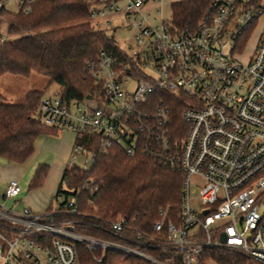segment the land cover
Listing matches in <instances>:
<instances>
[{"label": "built area", "instance_id": "built-area-1", "mask_svg": "<svg viewBox=\"0 0 264 264\" xmlns=\"http://www.w3.org/2000/svg\"><path fill=\"white\" fill-rule=\"evenodd\" d=\"M15 1L27 12L34 0ZM82 1L96 28L127 30L128 42L108 33L118 51L102 49L86 63L99 89L82 102L45 93L35 117L75 135L69 166L88 168L98 152L116 148L167 151L182 173L180 201L161 209L148 229L120 218L95 227L100 234L65 216L78 213L76 195H55V207L44 212L0 202L2 264H201L208 248L264 264V8L212 0L196 24L179 27L172 11L163 16L162 0ZM159 91L183 101L180 140L179 132L172 136L170 106L161 97L151 103ZM20 191L10 179L2 198L16 206Z\"/></svg>", "mask_w": 264, "mask_h": 264}, {"label": "trees", "instance_id": "trees-1", "mask_svg": "<svg viewBox=\"0 0 264 264\" xmlns=\"http://www.w3.org/2000/svg\"><path fill=\"white\" fill-rule=\"evenodd\" d=\"M211 2L177 1L171 6L172 20L179 27L194 25ZM250 3L260 6V0H250ZM1 24L7 25V34L12 38H2L0 33V80L5 74L29 76L36 72L45 76L49 85L55 83V92L65 101L82 102L93 95L99 88L88 76L86 63L95 59L102 49L113 53L119 49L106 31L91 23L88 7L82 0H34L27 12L22 8L11 11L3 5L0 7ZM45 93L46 89L28 90L20 103H8L0 93V158L7 163L26 162L38 136L57 133L35 117ZM158 97L172 109L170 129L174 137L179 132L180 140L185 134L180 117L182 99L159 91L151 97L153 106L160 102H156ZM165 152L150 148L128 155L116 148L98 152L88 168L65 165L53 197L76 195L78 213L64 214L79 222V229L86 233L100 234L95 227L108 226L120 218L131 226L148 229L158 219L161 209H174L180 201L182 173L171 167ZM47 171L48 167L40 164L28 188L40 187ZM200 261L201 264L208 261L259 264L229 248H208Z\"/></svg>", "mask_w": 264, "mask_h": 264}, {"label": "rangeland", "instance_id": "rangeland-1", "mask_svg": "<svg viewBox=\"0 0 264 264\" xmlns=\"http://www.w3.org/2000/svg\"><path fill=\"white\" fill-rule=\"evenodd\" d=\"M182 0H162V13L165 18H169L171 16V6L173 3ZM260 6L264 7V0H260ZM5 8L16 11L18 10V3L15 0H6ZM259 27L252 33L251 38L246 46L245 53L248 54L252 51L254 47V42L256 40V36L259 33ZM0 33L2 38H12V36H8L7 34V25L1 24ZM109 34L111 32H108ZM113 34L116 42L119 45H125L128 41V37H130V32L127 30H116ZM32 89H46V94H51L57 89V85L55 83L48 84V79L45 76H42L36 72H31L29 76H18L12 74H5L2 76L0 80V93L4 97V100L8 103H20L24 100V95L28 90ZM62 135H57L56 138H60ZM37 143V142H36ZM73 144V143H72ZM55 147L54 144L45 142L44 140L39 141L36 144V147L30 156V158L22 163V164H11L7 163L3 159L0 158V168L4 169L8 165L19 167V175L14 178L19 181L20 188L22 189V194L16 197L18 204L13 206L12 199H3L2 195L4 189L8 183L5 184V181H1L0 183V202L7 208L13 207L14 210L22 209L25 205V202L21 201L22 195H25L27 191L28 184L32 178V175L35 169L40 165L44 164L48 166V174L45 178L43 184L35 188L36 191H33L32 195H28L31 199H33L39 206L42 207L43 210L40 212H44L50 208L55 207V201L53 200V194L56 190L60 179V172L62 167L56 163L64 160V163L68 162L69 154L62 157L65 153L64 150H60ZM5 174V170H3ZM13 179V178H12ZM4 182V183H3ZM65 184L63 185V188ZM192 201L196 204L199 203L197 197L194 195L192 197ZM0 264H2L0 259ZM207 264H212L211 262H207Z\"/></svg>", "mask_w": 264, "mask_h": 264}, {"label": "crops", "instance_id": "crops-1", "mask_svg": "<svg viewBox=\"0 0 264 264\" xmlns=\"http://www.w3.org/2000/svg\"><path fill=\"white\" fill-rule=\"evenodd\" d=\"M4 5H5V3H4ZM57 135H62V137L56 138ZM74 139H75V135L69 131H57L56 134H43V135H40L36 138V140L34 142V149L36 147V144L39 143V141L44 140L45 142L54 144L57 149L64 150L65 153L62 155V157L64 159V157L67 155V153L70 152L71 147L73 145L72 143H74ZM56 163L57 164L59 163L58 165H60V167H62L61 172H60V176H61L62 170L65 167V165H67V163H64V160H62L61 162L56 161ZM3 170H5V172H6L5 174L3 173ZM47 174H48V171H47ZM18 175H19V167L8 165L4 169L0 168V183H1V181L4 180L5 184H6L9 179L16 178ZM33 191H36V189H29L27 187V191L25 192V195H22V197H21V201L25 202V205H23L24 207H28L33 211L40 212L41 210H43L42 207L39 206L37 204V202H35L33 199H31L28 196V195H32ZM55 191H54V193H55ZM21 194H22V189L19 193V196Z\"/></svg>", "mask_w": 264, "mask_h": 264}]
</instances>
